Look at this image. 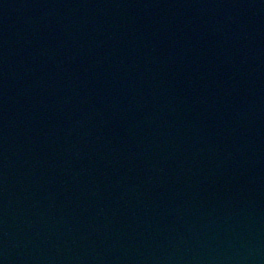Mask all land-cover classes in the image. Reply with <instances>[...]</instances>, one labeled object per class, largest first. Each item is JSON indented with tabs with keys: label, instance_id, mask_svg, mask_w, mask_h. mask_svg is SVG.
Here are the masks:
<instances>
[{
	"label": "water",
	"instance_id": "obj_1",
	"mask_svg": "<svg viewBox=\"0 0 264 264\" xmlns=\"http://www.w3.org/2000/svg\"><path fill=\"white\" fill-rule=\"evenodd\" d=\"M0 264H264V0H0Z\"/></svg>",
	"mask_w": 264,
	"mask_h": 264
}]
</instances>
